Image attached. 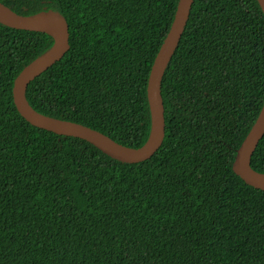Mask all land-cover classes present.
Here are the masks:
<instances>
[{
  "label": "trees",
  "instance_id": "trees-1",
  "mask_svg": "<svg viewBox=\"0 0 264 264\" xmlns=\"http://www.w3.org/2000/svg\"><path fill=\"white\" fill-rule=\"evenodd\" d=\"M179 1L0 0L69 25L68 51L30 82L29 104L143 146ZM54 42L0 21V264H264V190L234 170L264 106L259 0H194L162 79L166 135L142 162L21 115L15 81ZM251 166L264 173V136Z\"/></svg>",
  "mask_w": 264,
  "mask_h": 264
},
{
  "label": "water",
  "instance_id": "water-1",
  "mask_svg": "<svg viewBox=\"0 0 264 264\" xmlns=\"http://www.w3.org/2000/svg\"><path fill=\"white\" fill-rule=\"evenodd\" d=\"M194 0H180L169 33L154 61L149 83L148 96L152 112V131L148 141L133 148L121 144L110 136L86 125L69 120L57 119L36 111L26 97L27 87L32 80L63 58L69 49V25L58 14L25 16L0 2V21L24 30L47 33L54 39L50 51L28 64L18 75L13 88L14 102L21 115L31 124L58 134L79 137L114 158L131 163L149 159L162 146L166 135L165 106L162 96V79L168 63L182 37ZM264 12V0H259ZM264 136V106L238 149L234 170L248 184L264 190V173L251 166V157Z\"/></svg>",
  "mask_w": 264,
  "mask_h": 264
}]
</instances>
